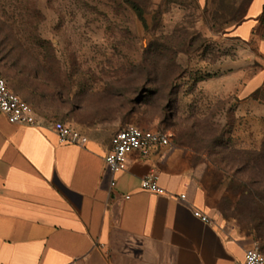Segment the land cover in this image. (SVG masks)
Wrapping results in <instances>:
<instances>
[{
	"label": "rangeland",
	"instance_id": "rangeland-1",
	"mask_svg": "<svg viewBox=\"0 0 264 264\" xmlns=\"http://www.w3.org/2000/svg\"><path fill=\"white\" fill-rule=\"evenodd\" d=\"M249 2L0 0V73L52 119L83 131L164 130L170 146L213 162L226 159L233 172L240 160L230 147L240 142L234 124H251V143H257L254 128L264 124V91L246 121L237 109L243 83L264 69L255 45L231 37ZM230 86L233 107L210 99ZM261 149L250 153L245 182H227L223 213L264 252ZM218 176L207 181L215 186Z\"/></svg>",
	"mask_w": 264,
	"mask_h": 264
},
{
	"label": "crops",
	"instance_id": "crops-1",
	"mask_svg": "<svg viewBox=\"0 0 264 264\" xmlns=\"http://www.w3.org/2000/svg\"><path fill=\"white\" fill-rule=\"evenodd\" d=\"M231 37L255 45L264 58V0H250ZM261 88L264 69L237 93L241 121L259 104L254 94ZM234 96L233 86L209 94L231 107ZM26 99L38 125L13 124L0 110V264H244L255 239L224 214L232 172L173 143L147 156L129 153L126 170L114 174L105 157L117 131L74 127L87 141L61 143L53 125L62 120ZM250 126L234 124L237 147L261 145L264 124L254 128L257 143ZM152 171L166 194L142 188ZM216 173L221 181L213 186L207 180ZM198 210L211 222L195 216Z\"/></svg>",
	"mask_w": 264,
	"mask_h": 264
},
{
	"label": "built area",
	"instance_id": "built-area-1",
	"mask_svg": "<svg viewBox=\"0 0 264 264\" xmlns=\"http://www.w3.org/2000/svg\"><path fill=\"white\" fill-rule=\"evenodd\" d=\"M0 110L6 114L9 122L16 125L34 126L38 120L33 106L23 99L17 92L9 87L7 79L0 74ZM61 143L84 144L87 141L81 131L71 125L57 121L53 125ZM171 144L170 135L162 130L142 128L138 125H129L118 130L111 139V149L105 160L109 169L120 173L127 168V156L133 151L140 152L143 156L149 155L153 150H163ZM116 182L113 181L112 185ZM141 186L144 190L157 194H166L165 188L159 184V175L152 171L142 179ZM186 194L181 195L185 199ZM195 216L210 223L211 218L201 211H195ZM244 264H264V252L258 243H254L245 251Z\"/></svg>",
	"mask_w": 264,
	"mask_h": 264
},
{
	"label": "trees",
	"instance_id": "trees-1",
	"mask_svg": "<svg viewBox=\"0 0 264 264\" xmlns=\"http://www.w3.org/2000/svg\"><path fill=\"white\" fill-rule=\"evenodd\" d=\"M1 74V73H0ZM2 75V74H1ZM3 76V75H2ZM9 84V83H8ZM9 87H10V85H9ZM11 88V87H10ZM12 89V88H11ZM13 90V89H12ZM264 91V88H261L260 90H258L257 92H255V94H254V98L255 99H261V93ZM162 131H164V130H162ZM166 132V131H165ZM226 145V144H225ZM264 146V139H263V141H262V143H261V145L260 146H258V147H249V148H241V147H237L236 145H231L230 147H234L235 148V152H236V154H237V156L239 157V163H236V164H238V168L235 170V171H233L232 173H233V175H234V177L232 178V179H237V178H240L241 179V183L242 182H245L244 181V177L242 178L241 176L242 175H244V169L246 168H248L249 167V165H250V153H251V151H253V152H256V153H258V154H260L261 153V151H262V147ZM228 147V145H226V148ZM214 163V165H215V167L217 168V170L218 171H225V172H230L229 170H230V165H233L232 164V162H230V161H228V160H226V159H223V160H220V162L219 161H215V162H213ZM221 165H224V168L223 167H221ZM245 172H247V171H245ZM238 176V177H237ZM256 194V193H255ZM260 200V199H259Z\"/></svg>",
	"mask_w": 264,
	"mask_h": 264
}]
</instances>
